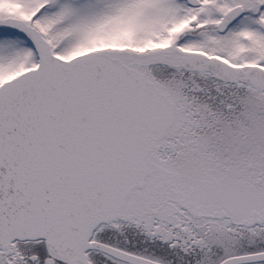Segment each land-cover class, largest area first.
<instances>
[{"label":"snow or ice","instance_id":"obj_1","mask_svg":"<svg viewBox=\"0 0 264 264\" xmlns=\"http://www.w3.org/2000/svg\"><path fill=\"white\" fill-rule=\"evenodd\" d=\"M0 264H264V0H0Z\"/></svg>","mask_w":264,"mask_h":264}]
</instances>
